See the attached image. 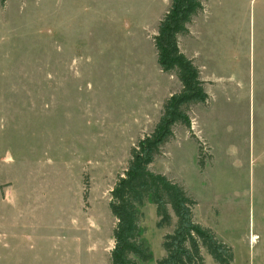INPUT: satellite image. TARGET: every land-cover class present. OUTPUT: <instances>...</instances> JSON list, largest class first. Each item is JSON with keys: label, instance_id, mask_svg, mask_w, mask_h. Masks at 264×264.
Masks as SVG:
<instances>
[{"label": "rangeland", "instance_id": "1", "mask_svg": "<svg viewBox=\"0 0 264 264\" xmlns=\"http://www.w3.org/2000/svg\"><path fill=\"white\" fill-rule=\"evenodd\" d=\"M169 3L0 5V264H110L109 192L180 88L153 43ZM202 5L178 41L208 99L185 107L190 126L172 127L150 169L184 188L194 219L242 264L264 232V0ZM140 212L138 241L153 257L136 264H157L176 218L158 228L153 204Z\"/></svg>", "mask_w": 264, "mask_h": 264}, {"label": "trees", "instance_id": "2", "mask_svg": "<svg viewBox=\"0 0 264 264\" xmlns=\"http://www.w3.org/2000/svg\"><path fill=\"white\" fill-rule=\"evenodd\" d=\"M5 1L0 0V5ZM203 1L170 0L153 36L157 65L163 72H174L180 88L164 102L152 131L130 148L128 165L109 192L108 207L116 219L110 264H136V259L142 262L152 259L150 249L138 241L140 207L145 202L155 206L156 227L170 226L172 214L176 218L174 229L162 238L165 255L157 264H205L202 248L217 264L233 261L232 247L219 239L211 228L194 219L196 201L181 185L150 169L162 145L172 137V127L177 123L190 126L185 107L203 104L208 99L200 69L193 58L180 50L178 41L179 36L189 33L188 25L202 10Z\"/></svg>", "mask_w": 264, "mask_h": 264}, {"label": "crops", "instance_id": "3", "mask_svg": "<svg viewBox=\"0 0 264 264\" xmlns=\"http://www.w3.org/2000/svg\"><path fill=\"white\" fill-rule=\"evenodd\" d=\"M260 234L262 237H259V238H261L262 242H261L260 246L257 248H255V246L257 245V244H255V242L257 241L256 240L257 234H252V236L248 238L251 251H250L249 258L245 259L242 264H264V232H262V233L260 232ZM225 243H227V242H225ZM233 257H234V260L232 261L231 264H235L234 253H233Z\"/></svg>", "mask_w": 264, "mask_h": 264}]
</instances>
